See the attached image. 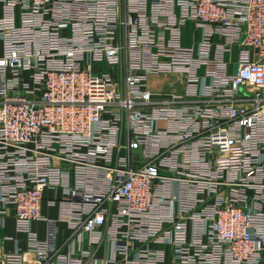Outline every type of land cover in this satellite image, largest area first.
Listing matches in <instances>:
<instances>
[{
  "label": "built area",
  "instance_id": "1",
  "mask_svg": "<svg viewBox=\"0 0 264 264\" xmlns=\"http://www.w3.org/2000/svg\"><path fill=\"white\" fill-rule=\"evenodd\" d=\"M10 208L2 264H264V0H0Z\"/></svg>",
  "mask_w": 264,
  "mask_h": 264
},
{
  "label": "crops",
  "instance_id": "2",
  "mask_svg": "<svg viewBox=\"0 0 264 264\" xmlns=\"http://www.w3.org/2000/svg\"><path fill=\"white\" fill-rule=\"evenodd\" d=\"M63 198L62 190H46L45 198L42 202L41 212L44 216L50 219H57L59 217V207L50 206L49 201L54 198ZM63 233L66 234L67 230L64 224L60 225ZM33 229L39 234L40 238H45L46 236V224L44 221H35L33 223ZM7 236L12 237V239H6ZM21 250L24 252L26 261L33 262V257L31 254L27 253V236L24 233L17 232L14 209L10 208L8 211V216L5 220L4 226L0 225V264H2L3 258L11 252ZM110 253V246L106 245L98 253L99 258H104Z\"/></svg>",
  "mask_w": 264,
  "mask_h": 264
},
{
  "label": "rangeland",
  "instance_id": "3",
  "mask_svg": "<svg viewBox=\"0 0 264 264\" xmlns=\"http://www.w3.org/2000/svg\"><path fill=\"white\" fill-rule=\"evenodd\" d=\"M194 32V30L192 29V33Z\"/></svg>",
  "mask_w": 264,
  "mask_h": 264
}]
</instances>
